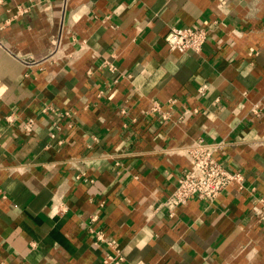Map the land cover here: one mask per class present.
I'll list each match as a JSON object with an SVG mask.
<instances>
[{"label":"crops","instance_id":"obj_1","mask_svg":"<svg viewBox=\"0 0 264 264\" xmlns=\"http://www.w3.org/2000/svg\"><path fill=\"white\" fill-rule=\"evenodd\" d=\"M199 138L264 194V0H0V264H103L91 226L124 264H264L251 193L162 206Z\"/></svg>","mask_w":264,"mask_h":264},{"label":"built area","instance_id":"obj_2","mask_svg":"<svg viewBox=\"0 0 264 264\" xmlns=\"http://www.w3.org/2000/svg\"><path fill=\"white\" fill-rule=\"evenodd\" d=\"M212 31L213 28L209 25H171L167 42L172 50L181 53L199 52L210 39ZM102 65L109 67L112 71L116 70L115 65L109 59H105ZM202 90H204V87H202ZM175 102V97L169 100V103ZM56 110V107L52 104H45L42 107V112H55ZM150 111L158 114L163 121L169 120L172 116V111L167 110L164 104L156 100H154ZM194 113V110L186 109L178 119L186 121ZM35 125L34 118L23 121L24 129L28 133L34 130ZM223 146L224 141L209 142L202 138L187 145L185 149L188 152L189 165L183 170L176 186L162 202V206L167 207L173 214L175 208L186 205L192 198L214 201L224 190L235 185L239 192H249L255 197L250 212L264 227V194H259L255 185L246 183L245 174L242 171L229 169L223 164L218 156ZM97 220V214L91 217V222ZM90 229L97 244L106 243L112 249V252L103 258V264H124L126 261L124 248L117 241L110 238L105 230L96 229L92 226Z\"/></svg>","mask_w":264,"mask_h":264}]
</instances>
